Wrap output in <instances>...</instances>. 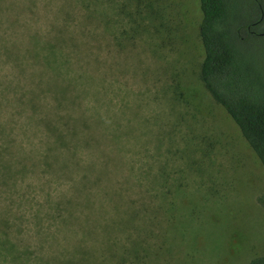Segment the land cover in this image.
Segmentation results:
<instances>
[{"label": "rangeland", "instance_id": "obj_1", "mask_svg": "<svg viewBox=\"0 0 264 264\" xmlns=\"http://www.w3.org/2000/svg\"><path fill=\"white\" fill-rule=\"evenodd\" d=\"M31 2L34 13H20L16 26L0 24V45L15 42L0 52V144L6 139L15 154L37 158L49 142L36 120L53 112V90L41 98L43 114L19 111L16 99L26 100L41 69L8 56L54 21L71 27L79 46L66 47L73 66L64 95L77 96L66 111L93 118L92 131L108 137L79 151L76 168L38 166L14 187L0 185V206L19 214L29 245L28 255L6 264L263 258L264 172L199 78V0Z\"/></svg>", "mask_w": 264, "mask_h": 264}, {"label": "trees", "instance_id": "obj_2", "mask_svg": "<svg viewBox=\"0 0 264 264\" xmlns=\"http://www.w3.org/2000/svg\"><path fill=\"white\" fill-rule=\"evenodd\" d=\"M31 3V0L22 3L0 0V24L16 26L20 13H34L27 6ZM199 7V39L203 50L199 78L213 101L236 126L264 172V0H199ZM63 22L54 21L44 30L33 31L28 38L30 47L12 51L8 56L21 68L30 60L29 63L39 64L41 69L34 76L37 82L27 92L26 100L16 99L20 103L19 111H30L34 117L37 112L43 114L41 98L48 89L53 90L48 94L52 95L48 108L53 112L36 120L49 136L37 158L15 154L6 139L3 146L0 144V185H7L38 166L42 172L43 168L53 169L55 163L63 168H76L81 161L79 151L86 146L97 147L108 137L103 130L92 131L93 118L66 111V108L74 109L77 100L74 93L64 95L72 85L65 69L73 66V55L66 47L73 45L79 49V46L71 27ZM14 45V41L1 43V54L3 49L8 51L7 47ZM86 54L82 51L81 57ZM4 131L0 123V135ZM81 177L86 180L84 175ZM19 220V214H11L8 204L0 206L2 264L28 255L29 245L23 238L25 227ZM251 264H264V257Z\"/></svg>", "mask_w": 264, "mask_h": 264}]
</instances>
